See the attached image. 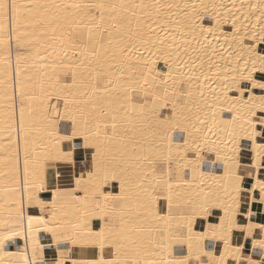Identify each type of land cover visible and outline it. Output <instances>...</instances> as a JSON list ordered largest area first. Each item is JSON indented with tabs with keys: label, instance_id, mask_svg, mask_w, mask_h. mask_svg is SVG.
I'll list each match as a JSON object with an SVG mask.
<instances>
[{
	"label": "snow or ice",
	"instance_id": "6c2138e0",
	"mask_svg": "<svg viewBox=\"0 0 264 264\" xmlns=\"http://www.w3.org/2000/svg\"><path fill=\"white\" fill-rule=\"evenodd\" d=\"M8 7L9 5L4 0H0V10L6 11ZM18 7L19 5L16 3L11 4L13 19H15ZM30 7L47 8L49 6L31 5ZM51 7L64 10L66 21V24L61 25L59 16H54L50 20L53 25L52 31L54 32L58 26L65 27L66 39H62L61 44H67L69 48L74 49L73 58L79 55L85 59L75 66L67 65L65 75L70 74L71 83L64 84L60 92L50 91L44 94L38 111L40 128H35L31 121L26 124L24 97L21 94L19 130L24 145V167L20 208L17 212L18 226H23L25 198L29 204L38 205L41 212L50 206L42 198L46 192L51 196V207L53 208L62 197H68L75 203L88 201V185L85 184L83 171L76 175L74 182L77 189L83 188L84 196L75 195V190L69 187L73 182V171L78 161H82V167L89 169L87 174L89 184L94 179H101L104 184L110 180L118 181L121 193L124 191L125 181L131 176L135 177L139 186H143L151 176L153 181L151 186L155 198L149 199L142 207L147 217L156 215L152 212V207L156 200L163 196L167 201V215L156 216V218L168 222V228L160 230L145 229L140 226L127 227L122 215L105 214L101 216L104 223L99 227V231L92 233L90 230V234L99 244L100 259L73 261V264H229V257H232L234 264H264V257L257 261L253 260L251 256H244L242 253V249L246 251L244 245L235 249H232L230 245L233 233L238 230L246 240L249 237L259 236V239L252 241V247L253 249L259 247L264 253V222L259 224L251 222L254 218L252 209L257 207L255 199L257 188L259 189L258 203L264 207V180H257L255 184L251 185L248 182V178L253 175V168H264V145L260 146L261 150L256 153L260 156L261 163L253 162L252 166H246L241 162L239 139L232 133H228V142L235 144V147L232 149V156L225 158L231 163V168L228 163L223 164L225 172L221 179L226 182L220 183L215 189L209 186L208 191L205 192L203 173L199 174L198 182H196V177H193L192 180L185 178L186 169L192 168L193 172L198 171V162L202 159L200 143L196 138H193L191 143L186 139L182 148L177 146L174 155L171 137L168 133L177 130L189 131L187 127H181L179 117L190 122L191 131L195 133L202 132L204 128H207V133H212V127L208 126L207 120L201 118L198 113L194 118L185 115L184 112L178 113L176 100L169 102L167 99V89L164 90L163 96L149 91L151 85L148 77L154 71L152 65L155 61L141 63L138 60L136 66H131L133 55L139 56V48L150 43L149 40L144 39L145 29L149 32L154 31L151 25L142 23L140 17L148 15V9L158 10L161 5L106 4L103 0L95 3H83L80 0H74L72 3L53 4ZM164 7L171 8L172 6L164 5ZM185 7L188 6L185 5ZM240 7L243 8L244 5L241 4ZM248 7L253 14L259 12L256 21L264 25V2L260 5L250 3ZM137 9L141 10L140 16L137 15ZM68 10H71V13ZM117 10L121 12L118 23L116 15H109V19L112 21L111 27L117 34L115 37L116 47L113 48V36L109 33V48L105 49L102 43L107 32L105 14ZM77 14H81L79 19L76 18ZM244 19L247 20L248 17H244ZM154 23L155 21H152V24ZM249 23L251 24V21ZM242 29L246 31L247 26L241 25L240 28H237L236 22H233V39L240 34ZM165 31L169 30L165 29ZM212 31L211 28L207 30L209 34ZM260 32L264 34V26L260 28ZM201 35H205L203 30ZM205 39H207L206 35ZM175 40L176 38L173 36L169 48L178 57L180 49ZM257 41L262 45L260 50L256 47ZM151 43L155 45V41H151ZM160 43L163 44L164 41L161 40ZM187 43L188 41H185V44ZM239 43L241 50L238 53H233L237 66L230 70L231 75L227 74L228 70H225L223 88L225 95L233 88L239 94L233 99V104L245 103L247 106L254 101V97L248 95L251 89L242 86L243 81H251L252 88L258 87L264 90V83L254 82L251 74L252 71H255L257 63L261 65L260 71L264 72V35L259 37L253 35L252 41L246 48L243 39ZM149 51L151 55H156V52H151V49ZM157 51L160 50L157 49ZM184 51L187 53L188 49L185 48ZM63 55L68 57V52L64 51ZM117 55L120 57L118 61ZM195 59L198 60L199 57ZM165 64L168 71L162 77L163 82L167 84L171 80L176 85L173 91L174 96L185 95L180 89L183 82L178 76H173L169 60H165ZM196 66L195 62L191 63V70H195ZM129 67H131V72L127 71ZM177 67L184 69L187 65L181 61ZM78 68H83L89 73L87 80L77 81L76 69ZM140 69H147V72L140 71ZM245 72L249 74L245 75ZM113 74H115L114 78ZM137 76L138 79L135 78ZM122 80L123 83H121ZM57 82H59V78H57ZM138 92H143V102L141 103L134 102V94ZM246 95H248L247 102L244 101ZM201 96H203L202 92ZM149 98L151 99L149 100ZM53 100L56 103H52ZM260 102L264 105V97L260 98ZM169 103H171V113L169 116L163 117V113L158 110L167 108ZM214 104L215 101L213 104H208L205 100V107L212 111L213 122L215 120ZM234 110V108H230L228 111L233 112ZM249 111L251 112V108ZM12 112L14 117V107ZM33 114V111L29 110V116L31 117ZM252 115L255 116V113L252 112ZM154 117L155 123L153 122ZM235 119L234 116L233 120ZM248 123L254 128L251 121ZM259 123L264 124V112L261 114ZM207 133H204L200 139L206 145H210L209 151H217L216 140H209ZM256 135L258 134L253 130L249 134V138H254ZM253 143H255L254 139ZM161 145H164L165 155L154 158L151 153L161 151ZM189 154L195 158L196 164L188 159ZM217 159H220L219 155H217ZM59 165L66 166L63 169L66 173L65 185L59 183L61 179V170L57 167ZM145 167L150 169V174L143 171ZM53 168L56 170L50 171ZM15 172L19 176L18 155ZM30 175L33 177L32 180L29 179ZM194 183L197 190L194 193L186 194L182 215L173 229L171 222L175 219L172 216L174 195L179 197L182 187L192 189ZM123 199L122 195L103 196L105 206L112 204L115 207ZM13 203L15 204L16 201ZM96 208L99 209L100 205L96 204ZM217 208L222 213L218 222L205 226L202 221L209 219L213 210ZM87 215L91 216V214ZM52 220L55 221V216L52 217ZM34 222L44 223L45 221L43 217L29 216L27 218L29 232H31ZM198 224L202 231H195ZM57 226L59 227V225ZM45 231H53L55 235L53 229H45ZM144 232L150 234L147 241L141 236ZM153 232L161 234L158 237H152L151 233ZM165 232L167 235L164 234ZM209 234L211 239H220L224 243V251L216 259L203 250L204 241L209 238ZM12 235H20V232H14ZM64 238L68 239L69 237ZM106 242L115 250L111 253L113 258L109 260L103 258ZM145 243L153 250V255L159 256L160 252H163L164 255L157 259L144 261L127 257L120 258V253L126 246L143 248ZM185 244L187 245V255L183 251ZM194 244L198 251H194ZM64 255L65 253H60L61 257ZM202 256L208 257V259L202 260ZM32 264H35V261ZM40 264H49V262L41 261ZM51 264H64V260L54 257Z\"/></svg>",
	"mask_w": 264,
	"mask_h": 264
},
{
	"label": "bare ground",
	"instance_id": "6f19581e",
	"mask_svg": "<svg viewBox=\"0 0 264 264\" xmlns=\"http://www.w3.org/2000/svg\"><path fill=\"white\" fill-rule=\"evenodd\" d=\"M4 2L9 7L6 11L0 10V264H32L33 261H35V264H40L41 261H48L51 264L54 257L63 259L64 264H73V261L100 259L99 244L96 243L95 238L90 234V230L92 233L99 231V227L104 223L101 216L105 214L122 215L127 227L140 226L145 229H167L168 222L156 218V216L163 217L167 215V201L163 196H160L152 207V212L156 214L152 217H147L146 212L136 213L132 209L137 204H146L149 199L155 198L151 186L153 183L151 176L143 186H139L135 177L131 176L125 181L124 191L121 193L118 181L110 180L107 184H104L101 179H94L89 184L87 180L88 168H85L84 172L85 184L88 185L89 193L86 203H75L68 197H62L53 208L51 207V196L46 192L42 198L50 206L45 208L44 212H41L38 205L29 204L25 198L23 226H18L17 212L20 208L19 201L21 199L24 167V145L19 130L20 109L22 106L21 94L24 97L23 107L26 124L31 121L35 128H40L38 111L43 102L44 94L50 91L60 92L64 84L71 83L70 74L65 75L67 65L72 64L75 66L85 58L79 55L73 58L74 49L69 48L67 44H61V40L66 39L64 35L66 28L58 26L53 32V25L50 23V20L58 15L60 24H66L64 10L54 9L51 5L72 3L74 0H4ZM80 2L95 3L100 2V0H80ZM103 2L106 4L145 3L161 5L158 10L148 9L147 12L149 14L140 17L141 22L151 25L154 31L149 32L145 29L144 39L149 40L150 43L139 48V56L133 55L131 66H136L138 60L141 63L144 61H155L152 65L154 71L148 77L151 85L149 91H154L158 95L163 96L164 90L167 89V99L169 102L176 100L178 113L184 112L185 115H189L192 118L198 113L201 118L207 120L208 126L212 127V133H207V128L202 129L200 133H195L191 131V123L186 122L183 117H179L181 127H187L189 131L181 132L177 130L168 133L171 137L173 149H177V146L183 147L186 139L191 143L192 139L196 138L200 143L202 159L198 162V171L193 172L192 168L186 169L185 178L192 180L193 177H196V182H198L199 174L203 173L205 192L208 191L209 186L215 189L220 183L226 182V180L221 179L224 177L225 172L223 164L228 163L231 168V163L225 158L232 156V149L235 147V144L228 142V133H232L239 139L241 154L245 148L243 146L244 143L247 144L248 153H246L249 159H246L245 154H242L241 162L243 164L246 166H252L253 162L260 164L261 158L256 153L261 150L260 146L264 145V124L259 123L261 114L264 112V105L260 102V98L264 97V90L258 87L252 88L251 81H243L242 86L251 89L248 95L254 97V101L247 106L245 103L233 104V99L239 94L235 92L234 88L230 89L226 95L224 94L223 77L226 74L225 70H228L227 74L231 75L230 70L237 66L236 57L233 53H238L241 50L239 41L243 39L244 47L246 48L252 41L253 35L256 37L264 35L260 32V28L264 25L256 21V16L259 15V12L257 11L253 14L248 7L250 3L260 5L264 0H103ZM12 3L19 5L15 19L12 16ZM241 4L244 5L243 8L240 7ZM31 5H48L49 7L37 8L30 7ZM164 5H171L172 7L168 8L164 7ZM185 5L188 7H185ZM68 11L71 13V10ZM140 11L139 9L136 10L138 16H140ZM81 14H77L76 18L79 19ZM109 15H116L118 23L121 12L117 10L116 12L105 14L107 32L102 41L105 49L109 48V33L113 36V48L116 47L115 37L117 34L111 27L112 21L109 19ZM244 17H248V19L246 20ZM152 21H155V23L152 24ZM234 21L237 28H240L241 25L247 26V30L242 29L235 39H233ZM249 21H251V24ZM252 25H255V27H252ZM209 28L213 30L210 34L207 32ZM165 29L169 31H165ZM202 30L205 32L207 39H205V35H201ZM173 36H175V43L180 49L178 57L169 48V45L172 44ZM161 40L164 41L163 44L160 43ZM151 41H155V45ZM185 41H188V43L185 44ZM256 47L258 50L261 49L262 45L259 41H257ZM185 48L188 49L187 53L184 51ZM149 49H151V52H156V55H151ZM157 49L160 51L158 52ZM64 51L68 52V57L63 55ZM196 57H199V59L196 60ZM119 59L120 57L117 55V61ZM165 60H169V63H171L173 76H178L183 82L180 85V89L185 95L174 96L173 91L176 85L171 80L167 84L163 82L162 77L168 71ZM181 61L187 65L186 68L179 69L177 67ZM193 62L197 65L195 70H191V63ZM260 68L261 65L257 63L255 71H252L251 74L254 82L264 83V72H261ZM76 71L78 82L89 78V73L83 68H78ZM127 71L131 72V67ZM140 71L146 73L147 69H140ZM244 74L248 75L249 73L245 72ZM57 78H59V82H57ZM135 78L138 79L139 77ZM121 83H123V80ZM201 92L203 96H201ZM134 95V102H143V92H138ZM248 95L244 97L245 102L248 101ZM205 100L208 104H213L215 101L214 122L212 111L205 107ZM52 103H56V101L53 100ZM13 107L15 110L14 117ZM230 108L235 110L229 112ZM249 108H251V112ZM29 110L34 113L31 117L29 116ZM158 111L163 113V117L169 116L171 103H169L167 108H162ZM252 112L255 113V116L252 115ZM234 116L236 117L235 120H233ZM249 121L252 122L254 128L250 126ZM153 122H156L155 117ZM253 130L258 135L254 138H249V134ZM204 133L208 134L209 140H216L217 151H209L208 147L210 145H206L200 139ZM253 139L255 143H253ZM163 148L164 145H161L162 150ZM162 150L154 151L151 155L154 158L161 157L165 155ZM17 155L19 156V176L15 172ZM217 155L220 156L219 160ZM188 159L192 160L194 164L197 163L191 154H189ZM57 167L61 170L59 183L65 185L66 180L64 177L66 173L63 169L66 166L59 165ZM55 170L56 168H53L50 171ZM260 170L261 168H253V175L248 178L249 185L255 184L257 180H264ZM143 171L150 174L148 167H145ZM78 173L75 167L73 182L69 187L75 190V195L83 197V188L77 189L74 182ZM29 179L32 180L33 177L30 175ZM18 180L19 183H17ZM113 183L118 188L115 192H112V189H108V185ZM13 189H16V191H13ZM196 190L194 183L192 189L182 187L179 197L174 195L172 216L175 219L171 222L173 229L182 215L183 206L186 203V194L189 192L194 193ZM256 193L255 199L259 201L258 188ZM108 194L113 196L122 195L124 199L115 207L112 204L105 206L103 196ZM13 201H16V203L14 204ZM96 204L100 205L99 209L96 208ZM142 209L144 208L142 207ZM217 210L220 211L218 208ZM252 211L254 218L251 222L253 224L261 223V221L257 220V212L254 209ZM87 214H91V216L89 217ZM221 214V212L219 215L217 214L218 216L213 222L210 221L211 219H207L205 224L217 223ZM29 216L43 217L45 222H34L31 232H29L27 223ZM53 216H55V221L52 220ZM129 217L134 222L127 223L125 219ZM45 229H53L55 235L53 231H45ZM17 231L20 232V235H12V233ZM195 231L199 232L202 230L196 227ZM160 234L159 232H153L151 236L158 237ZM164 234L167 235L166 232ZM149 235L148 232L141 234L145 241H147ZM64 237L69 238L65 239ZM259 238V236H253L246 240L244 235L241 234L237 240H234L232 235L230 245L232 249L244 245L249 254L246 255V251L242 249L243 255L251 256L253 260L258 261L264 257V253L261 252L259 247L253 249L252 241ZM84 245L96 246L99 249V255L95 258L79 256L78 248ZM184 246L187 248L186 244ZM193 247L194 251H198L195 244ZM203 250L218 258L224 251V243L220 239H215L213 246H209L205 240ZM114 251L110 244L106 242L103 258L105 260L112 259L111 253ZM61 252L65 253L63 257L60 256ZM184 254L187 255V252ZM163 255V252H160L159 256L153 255V250L145 243L143 248L126 246L121 251L120 258L124 259L127 257L144 261L157 259ZM228 259H232V257Z\"/></svg>",
	"mask_w": 264,
	"mask_h": 264
},
{
	"label": "crops",
	"instance_id": "0c3cea01",
	"mask_svg": "<svg viewBox=\"0 0 264 264\" xmlns=\"http://www.w3.org/2000/svg\"><path fill=\"white\" fill-rule=\"evenodd\" d=\"M245 148L244 150H242V154H245V157L246 159H249V156H248V147H247V144L244 143L243 145ZM247 147V148H246ZM247 149V150H246ZM247 152V153H246ZM76 168H77V171L78 172H81L83 171V173L85 172V168L82 167V161H78L77 165H76ZM260 174L262 176V178H264V168H261L260 170ZM108 189H112L111 191L112 192H115L118 188H117V185L115 183H113L112 185H108ZM256 212H257V220L261 221V222H264V211H263V207L259 205L258 201H257V207L253 208ZM261 211H260V210ZM263 213V214H262ZM220 214V211L217 210V209H214L213 210V214L211 216V218H209L210 221H215L216 220V217ZM259 215V216H258ZM259 218V219H258ZM202 223L206 226V220H203ZM197 228H199L200 230H202V228L199 226V224L197 225ZM241 236V233L239 231H235L234 234H233V238L234 240H237L238 237ZM215 240L211 239V238H208L206 239V243L209 245V246H213ZM96 246H93V245H84V246H80L78 248V255L81 256V257H84V258H95L99 255V249L96 247ZM80 249V250H79ZM87 251V252H86ZM184 253L187 252V248L184 246V249H183ZM83 252V253H82ZM246 255L249 254V251H246L245 253ZM83 255V256H82ZM213 259H216L217 256H212ZM208 258L207 257H203L202 260H207ZM229 264H234V261L233 259H229Z\"/></svg>",
	"mask_w": 264,
	"mask_h": 264
},
{
	"label": "rangeland",
	"instance_id": "374dc122",
	"mask_svg": "<svg viewBox=\"0 0 264 264\" xmlns=\"http://www.w3.org/2000/svg\"><path fill=\"white\" fill-rule=\"evenodd\" d=\"M182 148V147H181ZM172 150H173V154L175 155V152H176V149H173L172 148ZM163 151V150H162ZM144 193V192H143ZM146 193V192H145ZM142 205L143 204H137L136 206H133L134 208H132V209H134L133 211H135L136 213H138V212H145V210L144 209H142ZM143 220H144V218H142ZM156 219V218H155ZM125 220H127L126 222L127 223H132V222H134L133 221V219L132 218H126ZM152 224V223H151ZM154 224V223H153ZM155 224H157L156 222H155ZM143 225H145V223H143ZM128 252V251H127Z\"/></svg>",
	"mask_w": 264,
	"mask_h": 264
}]
</instances>
